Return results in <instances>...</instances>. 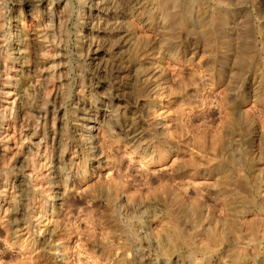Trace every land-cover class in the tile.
<instances>
[{
  "label": "clouds",
  "instance_id": "obj_1",
  "mask_svg": "<svg viewBox=\"0 0 264 264\" xmlns=\"http://www.w3.org/2000/svg\"><path fill=\"white\" fill-rule=\"evenodd\" d=\"M0 264H264V0H0Z\"/></svg>",
  "mask_w": 264,
  "mask_h": 264
}]
</instances>
